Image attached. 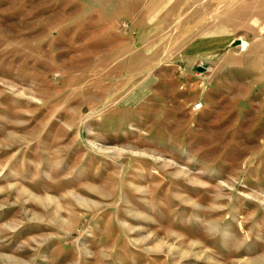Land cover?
Masks as SVG:
<instances>
[{"label":"rangeland","instance_id":"1","mask_svg":"<svg viewBox=\"0 0 264 264\" xmlns=\"http://www.w3.org/2000/svg\"><path fill=\"white\" fill-rule=\"evenodd\" d=\"M0 264H264V0H0Z\"/></svg>","mask_w":264,"mask_h":264},{"label":"water","instance_id":"2","mask_svg":"<svg viewBox=\"0 0 264 264\" xmlns=\"http://www.w3.org/2000/svg\"><path fill=\"white\" fill-rule=\"evenodd\" d=\"M241 43H242V39L239 38V39L234 40V41L232 42V45H233V46H236V45H239V44H241ZM204 69H205V66H199V70H200V71H202V70H204Z\"/></svg>","mask_w":264,"mask_h":264},{"label":"built area","instance_id":"3","mask_svg":"<svg viewBox=\"0 0 264 264\" xmlns=\"http://www.w3.org/2000/svg\"><path fill=\"white\" fill-rule=\"evenodd\" d=\"M195 107H196V109H200L202 107V103H196Z\"/></svg>","mask_w":264,"mask_h":264}]
</instances>
